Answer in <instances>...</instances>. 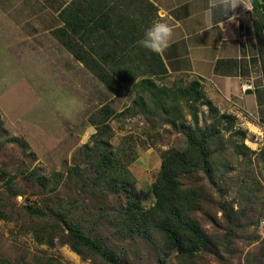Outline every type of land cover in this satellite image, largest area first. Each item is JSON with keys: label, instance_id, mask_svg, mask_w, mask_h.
I'll use <instances>...</instances> for the list:
<instances>
[{"label": "trees", "instance_id": "16d2710c", "mask_svg": "<svg viewBox=\"0 0 264 264\" xmlns=\"http://www.w3.org/2000/svg\"><path fill=\"white\" fill-rule=\"evenodd\" d=\"M249 2L264 85V0ZM148 6L154 10L151 3ZM85 64L111 94L120 95L133 89L134 97L119 112L104 102L87 115L86 120L95 132L84 146V165L72 163L66 174L56 171L52 178L41 174L38 167L21 170L27 181L40 185L42 194L54 192L66 176L75 186L77 196L61 197L42 206L24 205L20 209L17 235H29L37 245L48 249L67 245L89 264H128L113 238L123 240L130 235L143 238L154 248L157 264H202L206 255L218 256L221 248L226 251L234 234L233 226H238L243 213L234 218L233 203L225 207L219 202L227 227L223 232L217 229L209 232L195 216L204 209L207 195L201 185L186 184L183 177L222 173L228 166V156L252 162L253 152L244 144L246 132L234 130L235 119L213 104L198 80L180 79L170 86H158L156 80L166 78L168 70L157 53L143 49L141 56L126 59L123 71L113 70L112 56L107 55L94 58L95 66ZM200 110L205 112L202 120ZM129 112L142 116L148 123L143 129L146 136L152 134L155 117L176 125L190 116L192 122L184 139L162 152L159 170L151 184L154 200L148 207L143 205L142 192L127 169L136 156L132 144L126 143L125 136L116 148L112 142L115 132L111 122ZM0 128L5 131L1 118ZM228 132L235 138L230 147L225 138ZM18 143L27 149L24 140L19 139ZM254 161L264 168V148L254 155ZM1 172L8 197L0 196V220L12 221L9 198L13 194L14 176ZM109 196L114 199L110 204ZM0 264L63 263L55 257L36 254L21 260L3 257Z\"/></svg>", "mask_w": 264, "mask_h": 264}, {"label": "rangeland", "instance_id": "374dc122", "mask_svg": "<svg viewBox=\"0 0 264 264\" xmlns=\"http://www.w3.org/2000/svg\"><path fill=\"white\" fill-rule=\"evenodd\" d=\"M2 34L0 33V76L6 78L0 80V112L5 120L2 123L5 131L0 128V174L4 171L14 176L13 194L9 198L14 219L0 220V262L3 257L21 260L32 258L36 254H44L59 259L63 264H89L67 245L48 249L37 245L29 235H17V222H21L20 209L24 205L42 206L46 203L53 204L61 197L72 199L77 196L75 186L66 176L60 180V185L54 192L42 194L40 185L27 181L21 170L38 167L41 174L52 178L53 172L56 171L66 174L72 163L84 165V146L90 142V137L95 132L86 120L87 115L104 102L109 103L116 111H121L131 103L134 90L113 95L105 86L98 83L100 87L95 88V94L99 92L100 96L95 102L88 92L89 89L92 94L93 83L90 74H83L81 76L83 82L79 83L75 79L80 75L74 74L71 82L67 83L70 94L78 100L68 96L63 89L55 90L54 88H58L57 84L52 85L53 87L50 86L52 84L50 82L45 84L46 79L43 77L41 79L44 81L36 82L48 85L47 87L53 90L46 87L39 89L33 86L39 84L24 79L29 74L21 73L25 70L20 66L19 59L14 53V43L6 34ZM53 75L56 74L52 73ZM252 77L254 85H258L264 92L258 58ZM180 79L183 78H177L175 81ZM173 80L164 78L156 80V83L158 86L162 84L170 86ZM74 91L77 93H72ZM235 106L250 117L264 122V101L255 114L239 105ZM227 110L224 111L228 113ZM198 114L202 120L205 112L200 110ZM10 117L16 118L13 120ZM161 119L155 117V125L150 136L143 134L144 127L149 126L148 123L142 116L133 112L111 122L115 132L112 139L114 147L116 148L125 136L128 138L126 143L130 142L133 153H136L135 159L127 165V169L135 179L136 188L142 192L145 207L151 205L154 200L151 195V184L159 170L162 152L180 143L186 135L187 127L192 124L190 116L178 121L176 125ZM230 133L225 135L229 147L235 139ZM19 139L28 143L27 149L18 143ZM260 151L252 150V162L242 157L237 161L228 156V166L215 176L207 177L195 173L183 177L186 184L201 185L207 195L204 209L198 211L195 216L209 232L216 229L223 232L227 227L226 217L218 207L219 202L225 207L233 203L236 212L234 218L239 212L243 213L238 226H233L234 234L228 242L227 250L221 248L218 256L206 255L202 264H264V168L254 161V155ZM4 179L5 176L0 175V196L8 197L3 185ZM113 201V197L109 196L107 202L110 204ZM113 239L128 264L158 263L156 251L143 238L130 235L123 240Z\"/></svg>", "mask_w": 264, "mask_h": 264}, {"label": "crops", "instance_id": "0c3cea01", "mask_svg": "<svg viewBox=\"0 0 264 264\" xmlns=\"http://www.w3.org/2000/svg\"><path fill=\"white\" fill-rule=\"evenodd\" d=\"M234 3V9H217L213 27L205 30L208 0H0V33L14 43L25 70L21 73L29 74L25 80L39 84L36 80L44 81L43 77L45 84H57L55 90L63 89L71 97L67 83L73 75H80L75 79L79 83L83 74H90L92 94L88 92L96 102L100 94L95 88L101 83L85 62L95 66L94 58L112 56L113 70L123 71L127 58L141 56L144 48L138 41L145 28L164 20L173 29L170 46L159 54L168 70L166 78L198 80L221 112L239 105L255 114L263 105L264 92L252 77L258 55L250 2ZM250 78L253 88L246 89ZM45 84L32 85L53 90ZM0 118L3 123L1 112Z\"/></svg>", "mask_w": 264, "mask_h": 264}, {"label": "clouds", "instance_id": "9594fccd", "mask_svg": "<svg viewBox=\"0 0 264 264\" xmlns=\"http://www.w3.org/2000/svg\"><path fill=\"white\" fill-rule=\"evenodd\" d=\"M236 4L230 0H208L205 15L207 17V26L205 30L213 27V16L217 9H234ZM251 7V4H249ZM173 38L172 27L164 20H155L147 26L138 41V44L150 52L160 54L164 52L169 46ZM184 147H187L185 145Z\"/></svg>", "mask_w": 264, "mask_h": 264}, {"label": "built area", "instance_id": "2783aa9c", "mask_svg": "<svg viewBox=\"0 0 264 264\" xmlns=\"http://www.w3.org/2000/svg\"><path fill=\"white\" fill-rule=\"evenodd\" d=\"M245 88H253L252 79L246 82ZM227 111L228 113H225L230 114L235 119L234 129L246 132L244 144L253 151L262 150L264 148V122L250 117L249 114L238 109L235 105H230Z\"/></svg>", "mask_w": 264, "mask_h": 264}]
</instances>
